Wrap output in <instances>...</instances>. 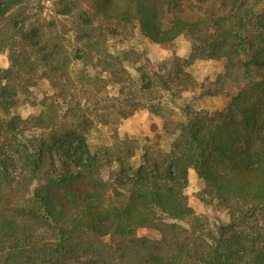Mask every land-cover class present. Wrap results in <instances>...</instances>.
<instances>
[{
	"label": "trees",
	"instance_id": "obj_1",
	"mask_svg": "<svg viewBox=\"0 0 264 264\" xmlns=\"http://www.w3.org/2000/svg\"><path fill=\"white\" fill-rule=\"evenodd\" d=\"M35 1L0 0V264H264V0H46L47 18ZM135 29L165 48L185 35L190 52L154 70ZM200 60L225 61L221 109L195 104ZM21 98L40 111L5 116ZM144 108L169 150L90 142ZM191 169L227 225L189 206Z\"/></svg>",
	"mask_w": 264,
	"mask_h": 264
},
{
	"label": "rangeland",
	"instance_id": "obj_2",
	"mask_svg": "<svg viewBox=\"0 0 264 264\" xmlns=\"http://www.w3.org/2000/svg\"><path fill=\"white\" fill-rule=\"evenodd\" d=\"M38 1L39 0H36L35 2ZM42 4L45 6V13L43 17L47 18L52 12L53 7L51 3L46 0H42ZM134 32L135 36L132 38V44H129V46L133 45L139 50L143 48L147 49L151 66L154 70H157L165 59L176 55L177 52L184 54L183 56H187L190 52L191 42L185 35L180 36L172 48H165L145 39L139 29H135ZM65 45L67 47L71 46L68 41ZM129 46L126 44V47ZM110 47L111 51L119 53L123 46L120 47L119 44L113 45V43H111ZM8 64L7 54L0 53V67L8 66ZM224 66L225 61L222 60H200L190 67L193 74H195L199 80L208 86L207 92L210 95L196 101L195 104L197 107L208 110L221 109L228 101L225 92H221L215 85V78L223 72ZM80 67L81 64L77 65L75 68L78 70ZM22 98L19 101L18 107L9 111L5 116L13 117L19 115L21 117H27L31 114H37L40 111L39 107L31 105L29 101ZM163 125L164 120L161 117L152 114L144 108L140 109L129 118L121 119L117 125L105 126L100 122H96V127L91 131L89 140L92 144L98 147L110 146L116 139L114 136L116 133L118 134L120 140L130 138L138 139L142 143H147L146 141L149 139L152 144L160 145V148L167 151L170 149L175 136L167 135L163 130ZM105 178H108L107 173L105 174ZM205 186V182L193 169H191L189 171V185L186 190L189 206L194 209L195 213L209 227L215 226L216 223L227 225L229 222V214L226 210L218 207L215 203L208 199L207 195L204 193ZM254 220H258L261 226L264 227V212L258 213ZM251 229H253V227L248 230ZM37 233L47 237L51 234V231L47 229H38ZM160 233L161 232L157 229L146 228L139 232V236L158 240L161 237Z\"/></svg>",
	"mask_w": 264,
	"mask_h": 264
},
{
	"label": "crops",
	"instance_id": "obj_3",
	"mask_svg": "<svg viewBox=\"0 0 264 264\" xmlns=\"http://www.w3.org/2000/svg\"><path fill=\"white\" fill-rule=\"evenodd\" d=\"M176 55H178V56H183L184 54H180L179 52H177V54ZM9 62V61H8ZM9 65V64H8ZM2 67H8V66H2Z\"/></svg>",
	"mask_w": 264,
	"mask_h": 264
}]
</instances>
